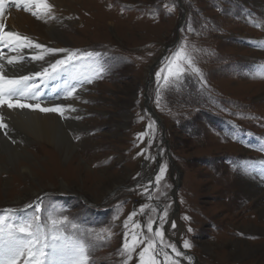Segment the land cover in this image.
Instances as JSON below:
<instances>
[{"label":"rangeland","instance_id":"obj_1","mask_svg":"<svg viewBox=\"0 0 264 264\" xmlns=\"http://www.w3.org/2000/svg\"><path fill=\"white\" fill-rule=\"evenodd\" d=\"M260 1L67 0L72 20L54 21L66 45L101 53L107 71L102 79L78 87L81 113L76 117L87 126L84 134L73 135L76 158L45 153L40 160L54 163H41L32 176L23 170L0 174V210L18 209L14 217H28L40 204L41 209L54 207L82 228H110L111 239L90 253L91 260L122 264V221L144 203H170L166 238L194 254L195 264H264V214H258L262 205L248 190L253 181L264 188L259 164L264 161V83L263 88L250 86L260 80L250 73L264 58V50L254 43L264 39ZM173 3L175 10L168 13L164 5ZM16 10L36 18L23 6ZM184 41L200 73L188 70L165 84L164 58ZM76 75L69 81L75 83ZM150 121L155 122L154 132L147 128ZM146 131L151 138L141 142L137 134ZM234 132L240 139L232 138ZM165 163L161 191L150 187L154 198L149 201L137 185L154 180L156 166ZM178 175L182 181L173 197ZM162 192H169L167 199ZM122 201L123 211L114 220ZM134 219L143 224L142 217ZM184 239L191 242L190 249L182 247ZM183 260L181 264L188 263ZM130 264H137V258Z\"/></svg>","mask_w":264,"mask_h":264},{"label":"snow or ice","instance_id":"obj_2","mask_svg":"<svg viewBox=\"0 0 264 264\" xmlns=\"http://www.w3.org/2000/svg\"><path fill=\"white\" fill-rule=\"evenodd\" d=\"M10 6L17 8L23 6L26 11L31 12L38 19L45 17L56 19L52 11L53 5L48 0H0V18L5 17ZM164 8L168 13H172L175 10V4H165ZM249 22L254 26H260L258 21L250 20ZM6 28V23L0 19V129L8 128L2 111L5 107L10 110L31 109L44 113H57L61 118L68 119L67 113L76 112L77 109L71 104L63 103L42 106L41 84L57 79L61 73H72L78 67L83 68L85 71L78 72L72 77L75 83L66 80L61 88L64 99H78L76 95L78 86L83 87L85 83L102 79L106 73L107 68L102 62V54L80 49L47 47L36 43L27 35L15 30H6ZM254 43L264 50V39ZM5 49H8L7 53ZM25 49L33 50V54L30 57L25 56L23 54ZM9 53H15V55ZM56 53L65 55L54 62L45 59ZM29 59L44 61L47 66L41 65L39 70H30L24 74ZM164 61L165 67L161 69V72H166L163 77L165 84L169 82V77L178 81L188 70L200 73L191 52L188 51L186 41L182 42L170 56L165 57ZM161 72L156 73L158 80L161 78ZM250 75L253 78L264 79V64L258 65ZM37 80L40 83H36ZM54 99L59 100L60 96L55 95ZM28 101H34V103H28ZM75 118L81 119V117ZM250 118L255 119V117ZM139 119L143 120L144 117L141 116ZM147 128L154 132L155 122L150 121ZM4 134L7 135V131ZM248 135L252 134L248 133ZM146 136L151 138L147 131L137 134L141 142ZM232 138L240 139L235 132ZM76 139L79 137L77 136ZM260 150L264 151V144L260 146ZM146 152L147 148L138 155ZM146 159H154V157L146 156ZM259 164L260 174L264 175V161H260ZM166 171L167 164L165 163L159 166L154 180H150L147 185H137L138 188H143L149 201L154 198L149 188L155 186L156 191H161L160 185ZM137 175L139 176V173ZM165 187L169 186L165 185ZM161 195L167 199V193L162 192ZM155 199L159 201L160 198L155 197ZM123 204L122 201L117 205L114 220L120 218ZM26 207H32V205ZM170 207V203H144L127 215L122 221L123 242L118 250L122 264H130L134 257L137 258V264H181V258L191 264L193 258L185 255L175 243L169 242L166 238L164 225L168 223ZM17 211L19 210L11 208L0 210L3 213L0 215V264H94L90 253L104 246L113 235L110 228H103L99 232L82 228L54 207L41 209L40 204H37L35 211L28 217H14ZM137 216L143 218V224L140 220L134 219ZM182 219L191 220V217L184 216ZM154 225H156L155 229ZM170 227L175 229V222H171ZM188 231L191 232L192 228L189 227ZM182 247L190 249L192 244L184 239Z\"/></svg>","mask_w":264,"mask_h":264},{"label":"bare ground","instance_id":"obj_3","mask_svg":"<svg viewBox=\"0 0 264 264\" xmlns=\"http://www.w3.org/2000/svg\"><path fill=\"white\" fill-rule=\"evenodd\" d=\"M63 1L64 4L62 3ZM62 2L51 1V4L53 5V14L55 15V17L59 18L61 22L66 19L72 20L71 18H69V9L67 8V5H65L68 3L67 0H62ZM258 5L264 7V0H261ZM6 18L8 19L6 30L18 31L24 35L31 37L36 43L44 44L47 47L74 49L69 48L66 45L63 38V32H61L60 26L56 22H54L55 19H48L47 17L43 19H36L31 16L28 17L27 15L16 10V8L11 7L7 9L5 17L0 19L4 20ZM262 23H264V21ZM5 51L7 53L8 49H5ZM9 54L15 55V53ZM23 54L30 57L33 54V50L25 49ZM59 55H62L63 57L65 54L59 53ZM45 59L47 61L54 62L58 58L51 59L50 56H47ZM262 59V64H264V58ZM253 60V62L255 63L256 58L253 57ZM257 63L261 64L259 62ZM41 65L45 67L47 66L44 61H31L29 59L26 63L24 74H26L30 70H39ZM82 71H85V69L78 67V69L73 70L72 73H78ZM72 73H67L68 75L66 73H61V76L58 77L60 79V82L65 83L66 80L69 81V77ZM262 83H264V80L260 79L255 80L251 83V85H248L253 88L258 85L261 88V86L263 85ZM78 93L79 91L77 90V94ZM80 102L81 101L77 98L64 99L63 97L57 102L43 101L42 106H51L52 103L73 105L77 109V111L67 113L69 118L64 120L60 117V115L58 116L55 113H44L40 112L39 110L34 111L31 109L10 110L5 107L2 111L5 116L4 122L8 124V128L7 135H5L1 131L2 129H0V174H12V172L15 170H19L20 172H22L23 170V174L32 176L33 168L39 167L41 163L43 165L54 163L53 159H49L47 161L40 160L45 153H50L51 155L54 154L52 156L59 154L62 155V157L65 156L66 158H76L77 144L73 139V135L84 134L86 131H83V129L85 130L87 126H85L84 121L75 119V117L80 115L81 113ZM88 137L89 136H87V138ZM82 138L83 139H80V141L83 145L85 139H87L86 135L82 136ZM33 144H35L36 147L39 146L38 149H35ZM7 181L9 182L8 179L3 180L2 182L7 185ZM259 186L260 185L257 181H253L249 183L248 190L250 192V196H253L254 198L253 201L255 203H258L257 205H262L261 207L257 208L259 212L258 214H264V188ZM18 201L21 202L22 198H19ZM187 264H189V262Z\"/></svg>","mask_w":264,"mask_h":264},{"label":"water","instance_id":"obj_4","mask_svg":"<svg viewBox=\"0 0 264 264\" xmlns=\"http://www.w3.org/2000/svg\"><path fill=\"white\" fill-rule=\"evenodd\" d=\"M148 110H149L150 112H153L154 117H155V119H156L157 121L161 122V121H160V120H161L160 117H159L157 114H155V111L153 110V108L149 107ZM160 124H161V123H160ZM163 139L165 140V136H163ZM158 158H159V157H158ZM158 167H159V166H158ZM181 181H182L181 176L178 175V176H177V180H175V188H174L173 191H172V195H173V197L176 196V190L178 189V187H179ZM188 253H189V255L193 258L192 261H191V264H195L196 256H195L194 254H190V252H188Z\"/></svg>","mask_w":264,"mask_h":264},{"label":"crops","instance_id":"obj_5","mask_svg":"<svg viewBox=\"0 0 264 264\" xmlns=\"http://www.w3.org/2000/svg\"><path fill=\"white\" fill-rule=\"evenodd\" d=\"M149 178H150V179L152 178V174H151V177H149ZM143 181H144V180H143ZM143 184H144V182H143ZM165 193H167V195H168L169 192H165Z\"/></svg>","mask_w":264,"mask_h":264}]
</instances>
